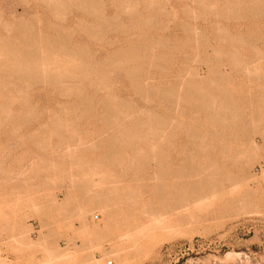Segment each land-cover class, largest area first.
I'll return each mask as SVG.
<instances>
[{
  "label": "rangeland",
  "instance_id": "374dc122",
  "mask_svg": "<svg viewBox=\"0 0 264 264\" xmlns=\"http://www.w3.org/2000/svg\"><path fill=\"white\" fill-rule=\"evenodd\" d=\"M120 257L264 264V0H0V264Z\"/></svg>",
  "mask_w": 264,
  "mask_h": 264
},
{
  "label": "bare ground",
  "instance_id": "6f19581e",
  "mask_svg": "<svg viewBox=\"0 0 264 264\" xmlns=\"http://www.w3.org/2000/svg\"><path fill=\"white\" fill-rule=\"evenodd\" d=\"M67 39H68V38H67ZM65 40H66V39H65ZM69 40H70V39H69ZM65 42H67V41H65ZM66 45H67V44H66ZM64 49H65V48H64ZM65 51H66V50H65ZM148 51H149V50H147V52H148ZM148 53H149V52H148ZM150 54H151V53H150ZM146 56H147V54H146ZM147 58H148V57H147ZM154 58H155V57H154ZM149 60H150V59H149ZM150 62H152V61H150ZM154 63H155V62H154ZM150 65H151V64H150ZM139 88H140V87H139ZM148 94H149V93H148ZM251 99H253V97H252ZM248 100H250V99L247 98V101H248ZM247 101H243V102L246 103ZM253 101H254V100H253ZM255 102H256V101H255ZM248 104H250V103H248ZM248 104H247V105H248ZM253 104H254V103H253ZM245 105H246V104H245ZM247 105H246V106H247ZM248 107H249V106H248ZM222 110H224V109L222 108ZM248 110H249V109H248ZM250 111H251V110H250ZM223 112H224V111H223ZM217 131H218V130H217ZM258 137H259V136H258ZM250 144H251V145H254V144H255V141L252 140ZM223 154H224V153H223ZM246 192H247V191H246ZM117 246H118V245H117ZM121 246H122V245H121ZM114 247H116V246H114ZM114 247H112L111 249H114ZM118 247L120 248V246H118ZM119 248H115V249H114L115 251H117V252H114L115 254L118 253ZM116 249H117V250H116ZM121 249H122V248H121ZM111 251H113V250H111ZM122 251H124V250L122 249ZM122 251H120V253H121ZM125 252H126V251H124V256L127 255V253H126V255H125ZM115 254H114V257L116 256ZM121 254H123V253H121ZM120 258H122V259H120L119 262L122 260L123 264H125V258H124V257H120ZM114 259H116V257H115ZM122 262H120V264H121ZM127 262H128V261H127ZM105 263H106V262H105Z\"/></svg>",
  "mask_w": 264,
  "mask_h": 264
},
{
  "label": "built area",
  "instance_id": "2783aa9c",
  "mask_svg": "<svg viewBox=\"0 0 264 264\" xmlns=\"http://www.w3.org/2000/svg\"><path fill=\"white\" fill-rule=\"evenodd\" d=\"M105 264H113V262L112 261H106Z\"/></svg>",
  "mask_w": 264,
  "mask_h": 264
}]
</instances>
